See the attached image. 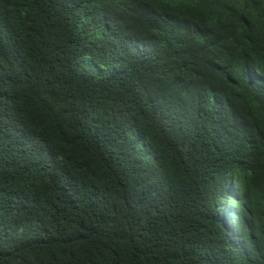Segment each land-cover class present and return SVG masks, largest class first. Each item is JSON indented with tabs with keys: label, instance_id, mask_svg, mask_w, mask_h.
<instances>
[{
	"label": "trees",
	"instance_id": "trees-1",
	"mask_svg": "<svg viewBox=\"0 0 264 264\" xmlns=\"http://www.w3.org/2000/svg\"><path fill=\"white\" fill-rule=\"evenodd\" d=\"M0 264H264V0H0Z\"/></svg>",
	"mask_w": 264,
	"mask_h": 264
}]
</instances>
